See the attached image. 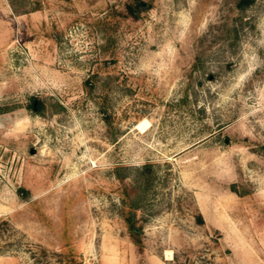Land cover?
I'll return each mask as SVG.
<instances>
[{"label":"rangeland","instance_id":"rangeland-1","mask_svg":"<svg viewBox=\"0 0 264 264\" xmlns=\"http://www.w3.org/2000/svg\"><path fill=\"white\" fill-rule=\"evenodd\" d=\"M262 146L264 0H0V264H264Z\"/></svg>","mask_w":264,"mask_h":264},{"label":"trees","instance_id":"trees-1","mask_svg":"<svg viewBox=\"0 0 264 264\" xmlns=\"http://www.w3.org/2000/svg\"><path fill=\"white\" fill-rule=\"evenodd\" d=\"M241 2L247 3L249 0H240ZM134 9L129 5L128 6V11L132 12ZM36 100L37 103H39L38 99L36 97H32L31 98V106H32V102ZM264 148V146H262ZM144 167L148 166V163L143 164ZM117 168H119L120 166H116ZM148 180V178H147ZM22 190V188H17V192L20 194L22 192H20ZM136 206V202H133L130 200L127 201H123V209H122V218L123 221L125 223L127 232L131 238V241L137 246V248H141V240H140V236H139V232L141 231V225L137 224L135 222V218H134V212H133V208ZM195 221L196 222H202V217L200 215L199 212H196L195 214ZM66 264H74L73 262H71L70 260H68L66 262Z\"/></svg>","mask_w":264,"mask_h":264},{"label":"bare ground","instance_id":"bare-ground-1","mask_svg":"<svg viewBox=\"0 0 264 264\" xmlns=\"http://www.w3.org/2000/svg\"><path fill=\"white\" fill-rule=\"evenodd\" d=\"M171 258V252L168 250L166 252V259L169 260Z\"/></svg>","mask_w":264,"mask_h":264},{"label":"flooded vegetation","instance_id":"flooded-vegetation-1","mask_svg":"<svg viewBox=\"0 0 264 264\" xmlns=\"http://www.w3.org/2000/svg\"><path fill=\"white\" fill-rule=\"evenodd\" d=\"M36 106H37V101L34 100V103L32 102V107H33V108H36Z\"/></svg>","mask_w":264,"mask_h":264},{"label":"water","instance_id":"water-1","mask_svg":"<svg viewBox=\"0 0 264 264\" xmlns=\"http://www.w3.org/2000/svg\"><path fill=\"white\" fill-rule=\"evenodd\" d=\"M33 103H34V101H33Z\"/></svg>","mask_w":264,"mask_h":264}]
</instances>
